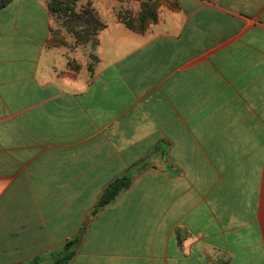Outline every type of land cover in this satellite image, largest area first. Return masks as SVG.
Masks as SVG:
<instances>
[{"label": "crops", "instance_id": "0c3cea01", "mask_svg": "<svg viewBox=\"0 0 264 264\" xmlns=\"http://www.w3.org/2000/svg\"><path fill=\"white\" fill-rule=\"evenodd\" d=\"M160 1L80 0L89 57L0 9V264H264V0Z\"/></svg>", "mask_w": 264, "mask_h": 264}, {"label": "trees", "instance_id": "16d2710c", "mask_svg": "<svg viewBox=\"0 0 264 264\" xmlns=\"http://www.w3.org/2000/svg\"><path fill=\"white\" fill-rule=\"evenodd\" d=\"M13 0H0V9L6 7ZM79 0H50L48 3V10L52 16H54L58 21H63L64 26L70 31L73 35H75V39L77 40H85L88 38L89 31L86 27L89 28L90 24L95 23L98 25L97 31L102 30L105 25L99 24L96 18H92L91 15L88 16L87 9L81 10L78 12L77 10V2ZM143 4V3H142ZM142 8V5H141ZM144 11L139 15V21L142 22L140 27L135 26L133 21H130L131 15H120L123 18L125 23L134 30H142L148 24L157 21L156 8L152 11L148 9L145 13V9L147 5H143ZM86 25V26H85ZM89 25V26H88ZM94 27V26H93ZM94 31V30H92ZM91 33V32H90ZM94 33V32H93ZM131 185V180L124 176L117 178L112 183L108 185L105 191L102 193L98 204L97 210L104 207L108 203H110L113 199H115L123 190L129 188ZM83 231V230H82ZM69 243L66 245L68 246ZM73 255L72 252L67 253L64 258H60L56 261V264H63L64 261H67Z\"/></svg>", "mask_w": 264, "mask_h": 264}, {"label": "rangeland", "instance_id": "374dc122", "mask_svg": "<svg viewBox=\"0 0 264 264\" xmlns=\"http://www.w3.org/2000/svg\"><path fill=\"white\" fill-rule=\"evenodd\" d=\"M49 1L50 0H46L47 5ZM79 1L77 2V5ZM160 2H161L160 0H142L143 3L142 8L140 5L132 6L130 11L131 12L130 21H133V24H135V26L140 27L142 22L139 21L138 19L140 13L142 14V12L144 11L143 5H147V8L145 9V13H146L148 9H150L151 11L155 9ZM86 8H87L88 16L91 15L92 18H96L98 20L99 24L104 25V23L98 18L97 13L93 8H90L89 6H86ZM125 14H126V10H125ZM97 24L93 23L92 25L94 27L91 26V24L90 26L88 25L89 28L86 27L87 30L89 31L88 38H85V40L81 41L78 39L76 40L75 35H73L70 31H68V29L64 26L63 21L59 20L57 27L58 29L56 28V30L54 31L50 44L56 46L67 45L68 50H70L71 52H75L78 49L81 52H83L84 56L89 57L92 55V52L94 51L95 48V40H96V36L98 35L97 33H95V31L98 29Z\"/></svg>", "mask_w": 264, "mask_h": 264}]
</instances>
